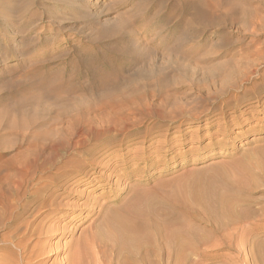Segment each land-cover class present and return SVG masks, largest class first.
Segmentation results:
<instances>
[{
	"label": "rangeland",
	"instance_id": "rangeland-1",
	"mask_svg": "<svg viewBox=\"0 0 264 264\" xmlns=\"http://www.w3.org/2000/svg\"><path fill=\"white\" fill-rule=\"evenodd\" d=\"M185 1L187 0H177V2H175V0H0V165H2L0 166V171L3 165H5L3 168V171H5L6 165L10 166L12 163L14 165L17 164L21 159L20 157L23 155L20 154L24 152L22 149L25 150V146H27L24 140H26L28 144V136L30 137L32 134L31 139L29 138L31 143L29 142L30 145H28L31 146L32 144V146H34L37 144L36 141H38L39 138V142H41V140L44 141L43 138L45 139V135L46 138L47 136L50 137L49 135L52 136L62 121L64 124L62 122L61 126L67 125L66 121H71L70 115L80 110L83 111L84 109L86 111V119L95 118L97 122H102L101 119L104 121L106 119L105 123L103 121V124L109 127L111 126L110 128H112L113 125L119 128L123 126L121 129L124 127L125 129L127 128V135L134 133V131L137 133L140 132L139 134L142 135L148 130V135L150 136H146L143 144L137 143L136 141H138V139L127 140L125 144L126 147L119 152L121 157L143 146L145 148V159H148L149 157L146 155L148 150L156 149L157 146L163 143L162 159L158 160L155 157H151L150 161H148L149 163L147 162L146 164L144 161L140 160L134 162V164L139 165L140 170L127 172L130 179L122 182L120 185L121 187L124 186L127 187V189H136L137 182L135 181L147 179L149 183L144 187L147 189L162 183V190L178 186L181 187L183 191L184 188H186V190L191 189L193 190L191 192L196 193L202 190L203 186H205L203 188L205 189L209 184L214 183V186L221 192L224 190L222 185L219 184L222 177L225 176L227 179H233L240 176L247 182L256 184V187L238 191L243 198L242 201H239V204L243 206V203L248 200L247 203L254 208L260 210L264 207V80H255V84L261 88L259 91L260 95L258 96L260 98L258 100L261 101L260 104L258 101H255V98V100L249 99L247 104L246 102L238 104L235 108H233L235 100L231 101L227 107L223 105L224 100L229 98L228 95L230 96L233 93L236 97L243 95L247 98L249 96V91L243 93L241 90L240 94L234 91H227L229 84L232 83V81H236V76L240 74V72L242 73L249 70L248 67L252 66L250 70L256 69L257 72L264 73V61L247 62L248 59L251 60L247 56L249 55L248 53L252 52L255 47L264 52V28H262V26L264 27V0H252L251 3H247L248 5L245 0H237L238 2H235L236 0H223L224 4L222 0H203L205 2L204 4L202 0H190L197 1L199 3L198 7L202 4L203 7L205 6L204 8L202 6L199 7L203 10L201 9V16L196 19L192 17V10L189 11V9L186 11L180 9V6ZM212 1L213 3H211ZM240 1L244 4H241ZM215 3L217 4L216 7L214 6ZM253 3L255 4L253 5ZM172 5L174 6L172 7ZM223 5L225 9H223ZM206 6H210L211 8H206ZM249 6L251 7L250 9ZM174 7H176V10ZM220 8H222V11ZM207 9L211 10V12ZM244 9H246L247 12ZM242 10H244L246 14L243 13ZM188 11L191 13H188ZM167 13L168 16H166ZM212 13H215V15ZM184 14L186 16H184ZM205 14L208 16L209 14L211 15L209 20L211 18L213 24L210 22L211 20H208L209 23H207L208 17ZM202 16L204 17L202 18ZM230 16H234L235 18L232 17V20ZM247 17L249 18L248 20ZM255 17L259 21L256 20ZM216 19L220 21L218 20V22ZM227 19H231L233 22L230 21L231 26L230 23H225ZM176 20L177 22H175ZM255 21H258L259 25L257 22L255 23ZM201 24L205 30H202L203 27ZM239 25L240 29L238 30ZM255 25L259 27H255ZM253 30L255 31L252 32ZM142 45L144 48L141 47ZM135 46L141 48L138 49ZM110 47H113V50H111ZM107 48H109V50ZM246 50L247 52H245ZM189 55L191 57H189ZM180 58L182 59L179 62ZM91 62L93 63L90 64ZM157 71H159V73ZM148 74L152 75L150 76ZM93 76L94 78H92ZM102 76L105 80H103ZM233 79H235V81ZM223 80H225L226 84ZM115 81L116 83L118 82V84H116ZM100 82L105 83L101 84ZM131 82L133 83L131 84ZM50 83L51 85L49 86ZM221 83L223 84L221 85ZM101 85L106 87L103 88ZM245 85L246 88H249V84ZM132 86H134V88H132ZM108 88L109 90L112 89L113 93L112 91L110 92ZM104 89L108 90L106 91L107 93ZM118 89L119 92L121 91L122 95L117 93ZM43 90L46 92V95L42 94ZM93 90H97L98 92H94ZM150 90H152L153 96ZM221 90L222 92H220ZM87 91L92 95H88ZM37 92H39L42 97L45 95L46 98H41ZM32 93L36 94L34 95ZM97 93L100 99H98L99 96ZM123 93L125 94L123 95ZM31 94L33 96H31ZM80 94L86 96L84 97L85 100H83V97L79 98ZM106 94L110 97H107L108 95ZM146 94L149 97H147ZM26 96H29V100ZM67 96L69 99L62 100L67 98ZM31 97H34V99H30ZM36 97L42 100L39 102L38 99H35ZM60 97L63 98L60 100ZM91 97H95V99ZM106 98L109 100L107 101ZM138 98L141 99L138 101ZM86 99L88 100L86 101ZM125 99L128 100L126 101ZM16 100H18L20 104ZM22 100H24V102ZM67 100H69V102L71 100V102L69 103ZM97 100H99V102H97ZM103 100L107 105L106 107ZM121 100L124 104L120 103ZM129 100H131V103L128 102ZM145 100H149L151 105L148 101L146 103ZM56 101H58V103ZM88 101L91 103H88ZM118 101L121 105L118 104ZM159 101H161L160 104H158ZM14 102L18 103L17 105L21 107L19 108V106H16L18 107L16 108ZM64 102L65 104L68 102L67 104L70 108L73 106L71 109L76 108V105L78 107L79 102L80 109L77 108L73 111L74 109L71 110L68 107L67 110V104H63ZM81 102L88 108H84L85 106L81 107L83 106ZM126 102L130 105L126 104ZM139 102L143 103L140 104ZM95 103H98L99 106L104 105V107H97ZM132 103H134V105L139 104V106L143 108V111L138 110L141 112L137 111L133 114L134 116L131 114L129 115ZM123 105L128 106L124 107ZM11 106L12 108L14 107L13 109L15 111L11 110ZM111 106H114V108ZM121 106H123V108ZM127 107L130 109L127 110ZM156 107L158 109H155ZM214 107H217V109ZM104 108L107 109V111ZM21 109H25V111L23 112ZM93 109H97L98 111ZM102 109L105 113L102 112ZM150 109L156 112H150ZM60 110H62V112ZM91 111L98 112L97 114L99 116L101 114L105 119L101 117L99 119L96 117L98 115H95V112ZM24 113L26 118L23 116ZM54 114H58L62 120H60L58 116L56 118ZM64 114H66L67 117H65L67 119L64 117ZM107 114L109 116H107ZM18 115L19 117H17ZM53 116L56 119H53ZM117 116H120L121 120H114V118L119 119ZM130 116L132 120L134 117L136 118H134L136 123L139 121L138 124L135 125L136 127L132 126ZM144 116L147 118L145 119ZM158 116L160 118H158ZM63 117L65 119H63ZM255 117H259V121H255ZM233 118H235L236 123L233 122L230 125L225 124L227 120H232ZM11 119L16 120V124L18 125H16L13 120L11 122ZM17 119L19 123H23L21 126H19L20 124ZM57 119L61 122L59 123ZM109 119L110 121H108ZM54 120L55 122L57 120L58 123H54ZM242 120L246 121V123L249 122L253 126L252 129L243 131L244 126L241 127V124L243 125ZM27 121L29 122L28 124ZM113 123H117L118 126H115ZM250 124L246 125V127L250 126ZM54 125L57 128H55ZM221 126H226V130L219 129ZM19 128H22L20 130V133L22 131L21 137L19 136ZM33 128H35V132H32ZM46 129L49 130L46 131ZM49 131H51L52 134H49ZM27 132L30 135H28ZM208 132L210 133L209 135H207ZM42 134L44 135L43 137ZM34 135L37 136V139ZM39 135L41 136L39 137ZM222 136L224 137L223 141L215 144L214 140ZM120 137L121 136L118 138ZM20 138L23 139L21 140ZM34 138L35 140H33ZM32 141L34 143H32ZM155 142L159 144H155ZM22 143H25V146L22 145ZM6 160L8 161L7 163ZM3 171L0 172V178H3ZM108 171L109 170H104L103 174H109L110 171ZM118 171L117 177L123 176V170L120 167H118ZM98 184L94 194L100 195L101 192L105 194L112 193L111 190L113 188H110L108 192L106 191L108 189L103 180ZM199 188L200 190H198ZM113 190L116 189L114 188ZM121 191L122 190L117 189L116 192L119 193ZM124 195L125 192H122L121 196L123 197ZM108 198L109 196H106L100 201L106 202L109 200ZM259 222H262L263 226L259 229L257 237L264 246V217H262ZM65 224L71 228L77 224V221L74 223L69 220L65 221ZM69 238V235L57 236L51 239L50 242H54V245H58L61 244L62 241H67ZM58 259L59 256L56 261ZM53 261V256H51L47 258L46 264L58 263ZM260 263L264 264L261 260L259 261V264Z\"/></svg>",
	"mask_w": 264,
	"mask_h": 264
},
{
	"label": "bare ground",
	"instance_id": "bare-ground-1",
	"mask_svg": "<svg viewBox=\"0 0 264 264\" xmlns=\"http://www.w3.org/2000/svg\"><path fill=\"white\" fill-rule=\"evenodd\" d=\"M238 1L236 0L235 2H238ZM245 1H246V4L247 3L249 4L252 2V0H245ZM175 2H177V0H175ZM202 3L204 4L205 2L203 1ZM211 3H213V1ZM216 3L214 5L215 7L217 6V4H219V3L217 4ZM241 4H244V3L242 2ZM254 4L255 3H253V5ZM198 5L199 3L197 1L187 0L180 6V9H183L186 11L189 9H190L189 11L192 10V15H193L192 17L196 19L201 16L202 8L200 9L199 7L202 5H200L199 7ZM253 5H250V6H253ZM173 6L174 5H172V7ZM250 6H249V9L251 8ZM209 7L210 6H206V8H209ZM174 8L176 10V7ZM220 9L222 11V8ZM223 9H225L224 5H223ZM244 10H242L243 13H245ZM189 11L188 13H191ZM208 11L211 12V10H208ZM224 11H228V10H224ZM212 14L215 15V13H212ZM166 16H168V13ZM184 16L186 15L184 14ZM203 17L204 16H202V18ZM207 17H206L207 23H209L208 20H209V17H211V15L210 14L209 16L207 15ZM231 19H227L225 23L227 22L229 24ZM248 19L249 18L247 17V20ZM210 20L209 21L212 23L213 20L211 18ZM258 21H255V23L257 22V24L259 25ZM175 22H177V20ZM219 24L222 25L221 23ZM230 26H231V23H230ZM257 26L255 25V27ZM243 28H244V25H243ZM262 28L264 27L262 26ZM239 29H240V25L238 27V30ZM202 30H205L204 27ZM254 31L255 30H253L252 32ZM194 32L198 33L197 31H194ZM136 45H139V44H136ZM141 47H143V45ZM112 48L111 50H113ZM107 49L109 50V48ZM254 50L248 53L249 55L247 56L251 60L247 58L248 59L247 62H251V61L259 62L260 60L264 61V52L256 49V47ZM245 52H247V50ZM182 54L180 55L181 57H182ZM189 57L191 56L189 55ZM181 59L182 58H180L179 62L181 61ZM93 61H94V58H93ZM92 63L93 62H91L90 64ZM253 64H256V63H253ZM251 67H248L249 70H246L242 73L240 72V74L238 75L236 74L237 75L236 81L235 79H233L235 82L232 81V83H230L229 86L227 85L228 88L226 87L227 91H230V92L234 91L235 93H238V94H240L241 90L243 91V93L246 91H249L250 92L249 96L247 98H245L243 95H241L240 97H236L234 93H233L234 95L233 94H231L230 96L228 95L229 98H227L223 102L224 103L223 105H225V107H227L229 103L234 100L235 102H234L233 108H235L238 104H241L243 102H246L247 104L248 103L247 101L249 99L255 100V98H256L255 101H258V103L260 104L261 101L258 100L260 99L258 96L260 95L259 91L261 90V88L260 86L255 84V80H258V79L264 80V73L257 72L256 69L250 70ZM157 72L159 73V71ZM92 78H94V76ZM159 79H162V78H159ZM103 80H105L104 77H103ZM225 80H223L224 83H225ZM147 82L149 83L148 80ZM103 83L105 82H102L101 84ZM132 83L133 82H131V84ZM116 84H118V82ZM222 84L223 83H221V85ZM245 84H249V88H246ZM50 85L51 83L49 84V86ZM114 86H117V85H114ZM114 86H111V87H114ZM101 87H103V85H101ZM58 88H55V89H58ZM132 88H134V86H132ZM132 88H129V89H132ZM223 88H224V85H223ZM50 90H51V87H50ZM108 90H105V92ZM109 91L111 92L112 89H110ZM150 91H151L150 93L152 94V90ZM43 92L42 94L46 93V92L44 93ZM87 92H88L87 94L90 95L89 91ZM220 92H222V90ZM117 93L118 94L120 93V95H122L121 91L119 92V89ZM32 94L35 95L36 93H32ZM32 94L31 96H33ZM124 94L125 93H123V95ZM38 95L41 96L40 93ZM45 95L43 97L41 96V98H44ZM146 96L149 97L147 94ZM21 97L25 98L23 96ZM28 97L29 96H26V98ZM34 97L33 98L31 97L30 99H34ZM80 97L84 98L86 96L80 94L79 98ZM107 97H110V96L108 95ZM144 97H145V94H144ZM41 98L38 99L36 97L35 99H38L40 102V100H42ZM62 98L60 97V100ZM91 98L95 99V97H91ZM66 99H69L68 96L67 98H64L62 100H66ZM98 99H100V96L98 97ZM106 99L107 101L109 100L108 98ZM139 99L141 98H138V101ZM24 100L28 101L29 98L28 100L26 99ZM24 100L22 101L24 102ZM83 100H85V98ZM87 100L88 99H86V101ZM122 100L120 103L124 104ZM67 101L69 102V100ZM130 101L131 100H129L128 102L131 103ZM132 101H135V100H132ZM145 101L146 103L148 101L150 104L149 100H145ZM56 102L58 103V101ZM97 102H99V100H97ZM160 102L161 101H159L158 104H160ZM82 103L83 102H81V105L83 106L81 107H84L85 104H82ZM88 103H91V102L88 101ZM112 103H113V100H112ZM120 103L118 101V104ZM14 104H16L14 105L15 107L19 106L17 105L18 103L14 102ZM63 104H65V102ZM104 104H105V101H104ZM126 104L128 103L126 102ZM59 105H62V104H59ZM95 105L97 107L99 106L98 103H95ZM128 105H123V106L125 107ZM137 105L136 104L134 105V103H132L131 110H129L130 108L127 107L128 108L127 110H129V115L135 114L138 110L143 111V108L139 106V104ZM106 106L107 105L105 104V107ZM123 106L121 107L123 108ZM20 107L21 106H19V108ZM68 107L69 106L67 104V110H68ZM72 107L73 106H71V108ZM102 107H104V105L101 106V108ZM13 108L11 109L12 111L14 110ZM71 108L69 107V109ZM77 108L80 109L79 102H78V107L76 105V108H73L74 110L73 109L71 110L75 111ZM84 108H88V107L85 106ZM112 108H114V106ZM214 108L217 109V107H214ZM155 109H158V108L156 107ZM89 110L87 109V111L90 113ZM93 110L98 111L97 109H93ZM105 110L107 111V109ZM22 111L24 112L25 109H23ZM60 111L62 112V110ZM83 111L80 110V111H77L75 114L70 115L71 121L69 119H68L69 121L64 120L67 122V125L65 126H61L63 121L61 122L60 120L62 119H60L58 114H54L56 118L58 116V118L60 119V120L57 119L59 123L61 122L60 126L57 128L56 127L57 124L56 126L54 125L55 128H57V130H55V132L52 130L54 132L53 134L51 131H49L50 132L49 134H52V136L47 133L50 137L47 136L46 138V135H45V139L43 138L44 141L41 140V142H39V139H40L39 137L41 136L39 135L38 137L39 139L38 141H36L37 144L35 143L36 145L34 146H32V144L31 146H29L31 143L29 138L31 139L32 134L30 133L31 130L30 132L28 131L31 134L30 137L28 136V140H27L29 145L27 144L26 140H24L28 147L24 145L25 143L24 144L22 143V145H24L26 148L24 150L20 147L24 151L23 153H20V154H23L22 157H20L21 159L19 158V155L17 154L20 160L18 162L16 161L17 164L15 162L16 165H14L13 163L12 164L14 166L12 164L10 166L6 165L4 169L5 171H3V168L5 165H3V167L1 168L0 172L3 171L4 174L2 173L3 178L2 177H1L2 179L0 178L1 179L0 181V264H46L47 258L51 256H53L54 261H56L57 257L59 256V259L56 261L58 262L57 264H259L260 260L262 261V263H264L263 262L264 261V248H263L264 246L262 243H260L257 237L259 229L261 228V226H263V223L259 222V220H261L262 217H264V207H262L260 210L257 208H254L250 204L247 203L248 200L245 203H243V206L239 204V201H242L243 198L241 197L240 193H238V191H241V190L243 191L248 188L256 187V184H251L240 176H237L233 179L232 178L227 179V177L225 178L224 176L219 181V184L222 185L224 189L221 192L219 191V189H217L214 186V183L209 184L207 188L205 189H203L205 186L202 187V190H200L199 188L198 190L200 191L196 192L197 194L195 192H191L193 191L191 189L186 190V188H184V191H183L181 187H178V186L174 188L162 190V183H159L157 186L153 188L147 189V188H144L149 183V180L147 179L135 181L137 182L136 189H133V188L127 189V187H124V186L121 187L120 185L122 182H124L127 179L128 180L130 179V176H128L127 172L140 170L139 165L134 164V162H136L137 160H140V161H144L146 164L148 161H150L151 157H155L158 160L162 159V144L163 143L157 146L156 149H149V150L147 149L148 153L146 155L147 157H149L148 159H145V155H144L145 148L143 146H140L138 150L134 149L130 153H127L121 157L119 152L120 150L126 147L125 144L127 143V140L138 139V141L136 142L139 144H143L146 139V136L148 135V130L145 131L142 135L139 134L140 132L137 133L135 131L134 133L127 135V131H126L127 128L125 129L124 127L121 129V127L123 126L119 128V127H114V125L112 128H110L111 126L109 127L108 125L103 124L104 120L102 119H101L102 122H97L95 118L86 119L85 118L86 111L84 109ZM151 111L156 112L150 109V112ZM91 112H95V111H91ZM102 112L105 113L103 109H102ZM138 112H141V111H138ZM97 113L95 112V115H98ZM108 114L107 116H109ZM13 115H14V112H13ZM23 116H25V113L23 114ZM65 116L66 114H64V117ZM263 116H264V113H263ZM17 117H19V115ZM55 117L53 116V119H56ZM64 117L63 119H65L67 116L65 118ZM96 117H98L99 119L100 117L103 118L101 114L100 116L98 115ZM117 117H119V119H115L116 118L115 116L114 120L116 121L121 120L120 116H117ZM24 118H26V116ZM134 118L132 120V117L130 116V119L132 120L131 122L132 126L136 127L135 125L138 124L139 121H137L136 123L135 121L136 118L135 119ZM144 118L146 119L147 117L144 116ZM158 118L160 117L158 116ZM255 119H256L255 121H259V117L258 118L255 117ZM12 120L13 119H11L10 121L12 122ZM13 121H15V124H16L17 121L16 120H13ZM108 121H110V119ZM108 121H107V124H108ZM29 122L27 121V124ZM56 122L54 120V123ZM233 122L236 123L235 118H233L232 120H227L225 124L230 125ZM242 122H243V125L241 124V127L243 126L246 127V125L250 124L249 122L246 123V121L244 120H242ZM18 123H19V120H18ZM117 123L116 124L113 123V124H115L116 126ZM19 124H20L19 126H21V124L23 123L20 122ZM42 124H38V125H42ZM5 125H6V122H5ZM225 127L226 126H221L219 127V129L226 130ZM244 127H243V131H248V130H251L253 126L250 124V126H247L246 128ZM21 129L19 128L20 137L22 133V131L20 133ZM34 129L35 128H33L32 132L33 131L35 132ZM47 130L49 129H46V131ZM29 133L28 135H30ZM43 134H42V137L44 136ZM209 134L210 133L208 132L207 135ZM119 136L121 137L118 138ZM26 137H27V134H26ZM35 138L37 139V136ZM35 138L33 140H35ZM20 139L22 140L23 138H20ZM223 139L224 137L222 136L219 139L214 140V143L215 144L221 143ZM32 143L34 142L32 141ZM157 143L158 142H155V144ZM9 160L12 161L11 159ZM7 162L8 161L6 160V163ZM118 167H120L123 170L122 171L123 176L117 177L118 172H119ZM104 170H109L110 173L103 174ZM101 180H103L104 184L107 186V189H108L106 190L107 192L110 190V188L111 189L115 188L116 190L112 189L111 194H108V193L105 194L103 192H101L100 195L94 194V192L97 190L96 187L99 185L98 183H100ZM117 189L122 190L121 192H119L120 194L116 192ZM122 192H125V195L123 197L121 196ZM106 196H109L108 201L106 202L103 201L104 203L100 201ZM69 220H71L74 223L75 221H77V224L74 225V227L70 228L69 226L65 224V221H69ZM63 235H67V236L69 235L70 238L65 242L62 241V243L58 245L56 244L54 245L53 244L54 242L53 243L50 242V240L53 239L54 237H57V236L61 237Z\"/></svg>",
	"mask_w": 264,
	"mask_h": 264
}]
</instances>
